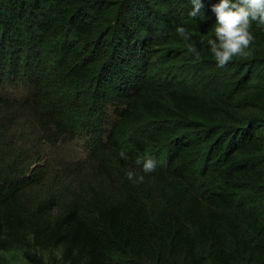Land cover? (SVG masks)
<instances>
[{"label":"trees","instance_id":"obj_1","mask_svg":"<svg viewBox=\"0 0 264 264\" xmlns=\"http://www.w3.org/2000/svg\"><path fill=\"white\" fill-rule=\"evenodd\" d=\"M203 2L0 0V264H264V25L219 67Z\"/></svg>","mask_w":264,"mask_h":264},{"label":"clouds","instance_id":"obj_2","mask_svg":"<svg viewBox=\"0 0 264 264\" xmlns=\"http://www.w3.org/2000/svg\"><path fill=\"white\" fill-rule=\"evenodd\" d=\"M188 15L192 18L206 19L203 14V0H191ZM211 11L215 14L214 38L207 41L210 51L219 67L226 66L234 57L246 54V50L254 40L251 32L253 22L264 25V0H218ZM176 32L183 39L191 38V33L182 25L177 26ZM127 159L125 151L119 153ZM135 163L142 166L144 174L156 170L158 161L154 156L137 157ZM126 177L133 184L142 183L144 175L134 170H128Z\"/></svg>","mask_w":264,"mask_h":264},{"label":"rangeland","instance_id":"obj_3","mask_svg":"<svg viewBox=\"0 0 264 264\" xmlns=\"http://www.w3.org/2000/svg\"><path fill=\"white\" fill-rule=\"evenodd\" d=\"M87 153L85 137H63L44 151L46 157H61L73 161L84 159ZM7 260L8 264H27L15 249L10 250Z\"/></svg>","mask_w":264,"mask_h":264}]
</instances>
